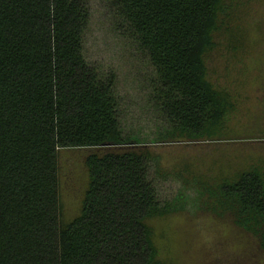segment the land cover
Instances as JSON below:
<instances>
[{"label": "trees", "instance_id": "obj_1", "mask_svg": "<svg viewBox=\"0 0 264 264\" xmlns=\"http://www.w3.org/2000/svg\"><path fill=\"white\" fill-rule=\"evenodd\" d=\"M259 1L0 0V264H167L152 222L207 210L264 251L263 161L198 195L160 152L224 140L231 97L211 67L221 46L264 56ZM63 150L88 175L70 221Z\"/></svg>", "mask_w": 264, "mask_h": 264}, {"label": "rangeland", "instance_id": "obj_2", "mask_svg": "<svg viewBox=\"0 0 264 264\" xmlns=\"http://www.w3.org/2000/svg\"><path fill=\"white\" fill-rule=\"evenodd\" d=\"M262 4L264 1L251 2L250 13L260 10ZM225 49L221 46L215 53L211 67L212 78L231 97L227 99L232 109L223 126L224 140L162 146L160 150L168 166L185 168L187 175L197 176L198 195L209 184L214 187L232 180L236 168L264 162V78L260 77L264 56L258 57L261 60L246 59L244 53L233 57L235 53L225 55ZM60 172L63 220L70 221L81 208L88 184L82 154L63 150ZM152 224L159 257L167 264H264L257 237L229 216L208 210L183 212L157 218Z\"/></svg>", "mask_w": 264, "mask_h": 264}]
</instances>
